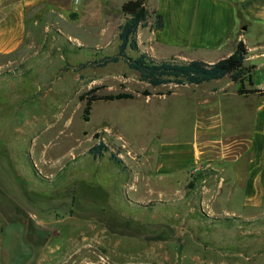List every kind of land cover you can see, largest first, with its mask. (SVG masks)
<instances>
[{"label":"rangeland","instance_id":"obj_1","mask_svg":"<svg viewBox=\"0 0 264 264\" xmlns=\"http://www.w3.org/2000/svg\"><path fill=\"white\" fill-rule=\"evenodd\" d=\"M30 14L23 45L0 52V264H264V194L243 207L212 168L157 171L156 94L175 82L100 62L119 49L121 8L102 25L54 5ZM145 21L127 53H169L151 8ZM122 91L135 96L86 113ZM100 140L110 150L95 157Z\"/></svg>","mask_w":264,"mask_h":264},{"label":"crops","instance_id":"obj_2","mask_svg":"<svg viewBox=\"0 0 264 264\" xmlns=\"http://www.w3.org/2000/svg\"><path fill=\"white\" fill-rule=\"evenodd\" d=\"M125 1L0 0V52L23 45L30 13L46 5L76 10L87 22L98 19L102 25L107 12L122 10ZM145 6L162 14L163 25L154 32L171 49L167 54L143 49L156 58L214 62L232 54L240 39L246 42L244 64L252 65V83L246 80L245 86L263 91L240 92V82L225 74L175 82L158 92L164 133L157 135L156 157L157 171L166 178L171 172L182 171L185 179L203 169L218 171L221 188L239 197L243 207L254 208L264 194V0H145ZM253 26L250 45L246 38Z\"/></svg>","mask_w":264,"mask_h":264},{"label":"trees","instance_id":"obj_3","mask_svg":"<svg viewBox=\"0 0 264 264\" xmlns=\"http://www.w3.org/2000/svg\"><path fill=\"white\" fill-rule=\"evenodd\" d=\"M122 11L126 15V19L120 25L119 38L120 44L117 53L105 56L100 62L105 63L123 59L128 64L140 72L143 80L149 81L153 85L168 82L192 83L201 82L206 79L221 77L230 74L233 79L240 82L239 91H263L260 88H249L245 86V81L252 83V65H245L244 59L247 56L248 48L246 42L240 39L237 48L229 56L223 57L214 62H208L200 58L181 59L176 56L167 58H156L146 51H141L138 55L132 56L127 53V48L138 50V29L141 25L146 24L145 18L147 8L145 0H127L122 4ZM156 24L158 27L163 25L162 14L156 13ZM150 91L145 90L147 94ZM135 93L122 91L117 93H109L105 95H93L87 99L86 113L90 112V108L94 100L98 98L104 99H120L132 98ZM87 116V115H86ZM110 149L103 140L90 148V153L95 157L105 155ZM110 159L118 164H123V160L115 153L110 152ZM202 172L196 175L197 179H202Z\"/></svg>","mask_w":264,"mask_h":264}]
</instances>
